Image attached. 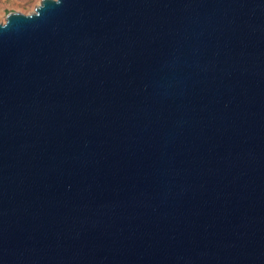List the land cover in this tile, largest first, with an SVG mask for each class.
Returning a JSON list of instances; mask_svg holds the SVG:
<instances>
[{"label":"water","instance_id":"water-1","mask_svg":"<svg viewBox=\"0 0 264 264\" xmlns=\"http://www.w3.org/2000/svg\"><path fill=\"white\" fill-rule=\"evenodd\" d=\"M0 264H264V0L9 12Z\"/></svg>","mask_w":264,"mask_h":264},{"label":"rangeland","instance_id":"rangeland-1","mask_svg":"<svg viewBox=\"0 0 264 264\" xmlns=\"http://www.w3.org/2000/svg\"><path fill=\"white\" fill-rule=\"evenodd\" d=\"M40 3L41 0H0V22H6L9 12L32 13Z\"/></svg>","mask_w":264,"mask_h":264}]
</instances>
